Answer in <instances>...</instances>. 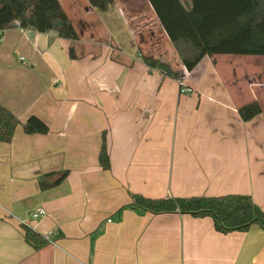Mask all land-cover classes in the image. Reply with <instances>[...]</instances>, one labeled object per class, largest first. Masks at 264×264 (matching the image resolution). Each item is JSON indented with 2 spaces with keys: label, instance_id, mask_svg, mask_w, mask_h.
I'll return each instance as SVG.
<instances>
[{
  "label": "crops",
  "instance_id": "obj_1",
  "mask_svg": "<svg viewBox=\"0 0 264 264\" xmlns=\"http://www.w3.org/2000/svg\"><path fill=\"white\" fill-rule=\"evenodd\" d=\"M59 1L77 40L0 31V104L20 121L0 142V264H264L258 225L222 234L209 217L131 205L132 193L247 194L264 212V57L204 56L188 72L147 0H114L105 11L81 0L78 25ZM108 41L130 57L161 59L173 76L111 61ZM165 78L177 91H165ZM252 100L261 112L243 121L238 108ZM30 115L48 132L26 134ZM102 133L106 170L97 161ZM39 208L45 214L30 218ZM23 226L47 243L33 249Z\"/></svg>",
  "mask_w": 264,
  "mask_h": 264
},
{
  "label": "trees",
  "instance_id": "obj_2",
  "mask_svg": "<svg viewBox=\"0 0 264 264\" xmlns=\"http://www.w3.org/2000/svg\"><path fill=\"white\" fill-rule=\"evenodd\" d=\"M89 5L105 11L114 0H87ZM186 71H191L204 57L214 55L264 56V0H147ZM17 26L32 28L39 33L54 32L57 36L75 41L78 33L59 0H0V31ZM69 57L74 59L72 44ZM142 62L158 70L164 77L173 71L161 59L141 55ZM261 112L256 100L243 104L238 113L243 121ZM20 123L17 116L0 104V142L8 143ZM26 134H45L47 124L35 115L22 123ZM99 166L109 168L105 134L97 155ZM62 171L51 183H39L41 189L62 180ZM48 174V173H47ZM52 174V173H49ZM131 205L152 214L183 213L195 218L209 217L213 228L222 234L246 231L251 225L264 230V212L247 194L216 196L148 197L131 194ZM24 239L38 249L45 243L41 234L23 226Z\"/></svg>",
  "mask_w": 264,
  "mask_h": 264
},
{
  "label": "rangeland",
  "instance_id": "obj_3",
  "mask_svg": "<svg viewBox=\"0 0 264 264\" xmlns=\"http://www.w3.org/2000/svg\"><path fill=\"white\" fill-rule=\"evenodd\" d=\"M87 5V0H84ZM63 3L65 4V6L67 7L68 9V12L71 16V19L72 21L75 23V24H79L82 22L81 18L79 17V15L77 14V7L74 5V4H79L80 7L83 6V2L81 0H73V2L71 0H63ZM135 11V10H134ZM133 12V11H132ZM134 13H139V11L137 12H134ZM133 22V21H132ZM99 27H102L104 28V26H102V24H99ZM109 42V45L112 46V48L109 50L108 52V58L113 61V62H117L121 65H125L126 67H129L130 65H132L133 63V60H141V56L140 54H136L135 56H132L130 57V55L126 54V53H123V51H120L119 48H117L115 45H113L114 43L111 42V41H108ZM70 44V43H68ZM72 46L74 47V45L72 44ZM85 48V47H83ZM97 54V52H96ZM219 57H222L221 59H227V60H230V59H242V57H248V59H262L264 56H256V55H247V56H242V55H229V54H226V55H220ZM13 60H15L13 57H12ZM132 63V64H131ZM131 67V66H130ZM163 83L165 84H169L168 86H164V89L165 91L167 92H170L171 90L168 89L171 87L172 90H176L178 89V84L173 80V79H170V78H165L163 80Z\"/></svg>",
  "mask_w": 264,
  "mask_h": 264
},
{
  "label": "built area",
  "instance_id": "obj_4",
  "mask_svg": "<svg viewBox=\"0 0 264 264\" xmlns=\"http://www.w3.org/2000/svg\"><path fill=\"white\" fill-rule=\"evenodd\" d=\"M189 89H186V88H184V87H181L180 88V92H187ZM45 214V210L44 209H42V208H39V209H36V210H34L33 212H31V214H30V218H32V219H37V218H39L40 216H42V215H44Z\"/></svg>",
  "mask_w": 264,
  "mask_h": 264
}]
</instances>
